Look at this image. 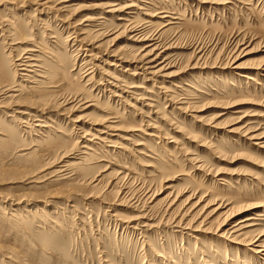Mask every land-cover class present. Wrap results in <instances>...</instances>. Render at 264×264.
Instances as JSON below:
<instances>
[{"label": "rangeland", "instance_id": "1", "mask_svg": "<svg viewBox=\"0 0 264 264\" xmlns=\"http://www.w3.org/2000/svg\"><path fill=\"white\" fill-rule=\"evenodd\" d=\"M48 1L47 6L39 8L36 2L29 0H0V29L5 30L3 34L0 31L3 60H17L27 46L33 48L30 44H34L36 52L33 54L41 67L37 75L45 70L50 72L47 80L24 71H18L14 79L11 77L8 82L16 81L24 88L16 87L14 90L18 91L12 92L15 96L21 93L15 101L22 105L5 101L0 108V128L14 131L12 117L18 116L15 112L28 110L33 115L25 119L30 129L34 120L41 119L42 125H46L45 133L48 129L53 131L48 134L49 140L42 143L32 141L38 140L37 135L21 134L20 143L32 148L26 151L31 153L26 161L12 154L18 145L14 142L0 157V198L42 193L37 203L29 196L25 209L30 215L39 209L45 216L43 218V213L38 211L37 217H30L25 224V234L21 226L0 218V264H171L153 259L149 246L159 251L166 249L177 264H193L194 260L201 264L199 253L192 259L186 253L187 250L193 253L197 245L190 235H197L207 249L213 242H221L203 231L206 224H212L211 229H214L222 221V211L212 212L216 205L211 198L232 203H260L262 207L244 215L264 214V150L228 132L245 123L264 131V0H206L205 3L200 0ZM70 4L74 5L73 9L62 10L61 7ZM110 7L118 11L109 12ZM87 16L97 19L92 30L99 28L101 34L94 40H90L92 35L79 41L77 29L81 26L89 29L84 23ZM161 16L165 18L160 19ZM119 17L126 21H118ZM12 21L18 30L28 35L26 39H19V34L12 32ZM6 24L8 26L4 27ZM130 26L143 30L148 37L158 36L160 45L170 46L154 63L168 64L166 70L163 68L158 73L162 78L146 80L139 71L137 76L130 75L136 63L126 57L137 53L146 43L136 44L127 39ZM165 29L166 33L157 34ZM115 31L121 34L112 42L110 39L117 33ZM112 33L114 35H110ZM107 35L110 37H105ZM98 42L100 48L97 50ZM88 44H95L94 48ZM237 49H243L235 63L239 64V69L230 64ZM84 50H93L96 59L90 60L89 52ZM55 58L60 62L50 69ZM65 69L66 73L62 71ZM23 72L33 79L21 78ZM242 74L252 80L241 77ZM106 81L115 87L107 85ZM129 85L135 87L130 89ZM26 87H39L36 90L39 92ZM149 98L152 102H148ZM74 99H83L79 104L87 101L89 108L71 110L73 104L68 103ZM60 101L65 102L64 105ZM180 101L188 104L185 109L179 105ZM78 117L82 125L86 121L82 128L89 135L92 131H88L87 123L91 120L103 118L114 127L106 130L112 136L106 139L112 143V149L100 148L85 163L91 165V175H100L97 177L99 184L95 188L79 186L76 179L80 177H73L74 180L68 178L54 183L45 181L46 184L35 192L33 186L27 189L15 183L27 171L30 172L27 177L33 178L40 167L52 157L58 158L59 153L65 151L70 158L69 153L79 149V142L84 139H79L74 126L81 125L74 123ZM217 122L219 126L213 128ZM151 131L156 137L147 136ZM2 140L0 136V142ZM208 147L220 150L221 154H212ZM192 160L203 163L210 173L196 170ZM120 173L123 179L116 180ZM221 180L227 184L222 185ZM141 185L145 186L140 189ZM164 186L169 189L163 190ZM148 189L157 194L158 206L150 213L151 219L148 218L153 228L149 232L139 228L132 230L136 216L149 206L143 199ZM175 197L174 214H184L185 218L197 223L203 220L198 231L180 229V233L178 228L165 223L169 211L163 201ZM136 198L141 202L138 209L130 206L139 201ZM120 199L124 203L118 204ZM21 208L24 206L14 209ZM38 218L46 225L38 224ZM263 218L258 222L257 231H264ZM38 226L41 228L39 238L30 232ZM40 239L44 243L42 247ZM219 250L224 264H231L224 257V249L219 247ZM247 254L242 261H248ZM6 257L13 261L7 262ZM238 264L241 263L238 261Z\"/></svg>", "mask_w": 264, "mask_h": 264}, {"label": "bare ground", "instance_id": "2", "mask_svg": "<svg viewBox=\"0 0 264 264\" xmlns=\"http://www.w3.org/2000/svg\"><path fill=\"white\" fill-rule=\"evenodd\" d=\"M29 1L30 2L31 1L36 2L35 4H37L39 6V8H41V7L44 8V6H47L48 2H49L48 0H29ZM67 1H69V0H63L62 2H60V1L59 2L60 3H66ZM200 1H202V3L206 2V0H200ZM27 3H29V2H27ZM74 5L70 4V5L66 6V7H64L65 6L64 5L61 8H62V10L64 8H65L64 10L70 9V8L73 9ZM128 7H131V6H128ZM128 7L126 9H128ZM110 8L111 9L109 10V12L118 11V9H116L115 7H110ZM123 8H124V6H123ZM59 10H60V8H59ZM159 18L160 19H164L165 17L161 16ZM117 19H118V21H126L125 18H124L125 20L123 18H120V17L117 18ZM4 22H5V20H4ZM94 22H98L97 19L89 18V17L88 18H84V23H87L86 27L89 28V29H85V26H81L79 29H77L78 33H79V36H78L77 39L79 41H84L85 38H87L89 36H92V35H94V37H93V39H90V40H94L95 38L100 36L101 33H100L99 28L96 29V30H92V29L95 28L92 25ZM8 24H6L4 27H7ZM11 27H12L11 28L12 32H16V33L19 34V36H20L19 39H22V38L26 39L25 37L26 36L28 37V35H24V32H23L22 29L18 30L19 28L17 29L15 27V23L14 22L11 24ZM96 27H97V25H96ZM0 31L2 32V34L5 33L4 32L5 30H3V29H0ZM115 32H117V33H115ZM115 32H114L115 36H113L110 39V41H112V40L114 41L121 34V33H118V31H115ZM107 33H104V34H107ZM114 33H112L110 35H114ZM164 33H166V29L165 30H159V32H157V34L160 35V36L162 34H164ZM110 35H107L105 37L109 38ZM128 35H129V37L127 39L130 40L131 42L136 43V44L137 43H141V42H146L145 45L143 46V48H141L137 53L132 52V54H131L132 56H127L126 57V58L131 59V63H136L135 67L133 68L132 74H130V75L133 76V77L137 76L139 74V73H137V71H139L140 74H142L144 79H146V80L155 79V78H158V77L162 78V76H159L158 73L161 71V69H163V68L165 69V67L168 64L165 63V62H160L157 65H154V63L157 61V58L160 55L164 54L165 51L169 49L170 46H164V44L160 45L158 43V36L156 37V36H153V34H152V36L148 37L147 34H145L143 32V30H140V29L137 30L133 26L132 27L130 26ZM2 41H0V42H2ZM96 44H98V45L95 46V49L98 50L100 48V43L98 42ZM30 45L33 46V48H28V46H27V48L24 51L21 50L22 52H21L19 58L17 60H15V61L14 60H7V59L3 60V57L0 55V108L4 107L3 105H5V103H6L5 101H7V100H9L7 102V104L8 103H10V104L13 103L15 106L22 105L20 103L18 104V102H19L18 100L15 101V99L17 97H19L21 93H18V95L15 96L12 92L18 91V90H14L16 87L21 88V89H24V88L21 87L16 81L15 82H13V81L12 82H8L10 79H12V78L14 79L13 76L16 75L15 77H17L18 71H24L26 73L33 74V75H35L37 77L42 78L43 80H47L48 74H50L49 71L47 73V70H45L43 72H40L39 75H37V70L41 69V67L39 66V62L40 61L37 58V56L33 54V52H36V49H34L36 47L34 46V44H30ZM89 45L90 44H88L87 46H89ZM94 45L89 46V47L90 48H94ZM9 46H10V44L8 45V48H9ZM31 46H29V47H31ZM1 49H3V47ZM8 50L10 51L11 49L9 48ZM84 51H88L89 52L88 54H90L89 55L90 60H95L96 59L95 58V54L93 53V50H84ZM242 52H243V49L241 51H239V49H237L236 55L233 56V59L230 62L231 65H234L236 63V61L239 58V55ZM9 53H11V52H9ZM53 55H55V54H53ZM6 56H8V55L6 54ZM55 59L53 60L54 63H50V65H51L50 69H53L55 67V65L58 66V63L60 61L57 60L58 59L57 58L56 59L57 62H56ZM161 63H165V65L160 67L159 69H156L158 66H160ZM234 66L237 69L239 67V64H237V65L235 64ZM19 67H21V68H19ZM62 69H63V67H62ZM66 70L67 69L62 70V71H64L66 73ZM91 70H92V68H91ZM24 72L22 73L23 75L20 73L21 74V78H23L25 80L33 79L28 74L24 75ZM240 76L245 78V79H247V80H252V78L250 76L246 75V74H242ZM107 77H109L113 81L121 82V80H117L116 78H112L110 76H107ZM113 77H115V75H113ZM19 78H20V76H19ZM106 84L110 85L111 87H115L112 84L108 83V81H106ZM134 87L135 86H130V85L128 86V88H130V89H133ZM25 89H27V90L34 89L36 91V90H39V87H34V88H27L26 87ZM36 92H39V91H36ZM112 96L113 97H118L116 94H112ZM67 98H68V96H67ZM82 100L77 101V99H74V100H72V102L68 103V101H67L66 103H68L69 105L73 104L71 106V110L84 111L87 108H89V105L87 106V104H86L87 101L82 103V104H79ZM140 100H141V98H140ZM147 100H148V102L149 101L152 102L150 98L147 99ZM75 102H77V103L75 104ZM63 103H65V102H63ZM63 103H61V101H60V104H63ZM60 104H58V105H60ZM144 104H145V101H144ZM147 104H148L147 106L149 108L152 107L151 103H147ZM179 105L184 108V106H186L188 104L186 103V101H180ZM15 113L18 114V116L12 117V120L15 121L13 123V124H15V127H16L15 130L14 131H8L5 127L3 129L0 128V136L3 137V139H4V140H2L0 142V150H1L0 157L1 156L3 157L6 154V150L9 149L8 146L12 142H14V143H16L18 145H17V147H15V152L13 151L12 154L14 155V157L19 158L20 161H26L29 157H31V153H26V151L29 150V149H32V148H29L28 147L29 145L27 146L25 144L23 145V144L20 143V141L18 139H19V137H21V134H23V135H25V134L26 135H29V134L37 135L36 137L38 138V140H32V141L34 143H38V142L41 141V143H42V142H45V141L49 140L48 139L49 138L48 134H50V133L53 134V131H52V129H48V131L46 132L47 133V135H46L45 130H43V128H46V125H44V124L42 125V123H44V122L40 121L41 119L34 120L33 122H35V123L39 122V124L32 123L33 128L30 129L29 126L26 125L27 123L25 122V119H29V117H31L33 115L28 110H26V111H17ZM32 118H35V117H32ZM102 119L91 120L90 123H87V125L89 126L88 131H92L91 135H89V133L86 132L87 130H84L82 128V126L85 125L84 123L86 121H83V125H82L81 117L76 118V120H74V123H76V124L81 123V125H74L75 129H77L76 131L79 132V136H80L79 139H84L83 141L79 142L80 143L79 149L75 153H73V152L69 153L70 158L66 155L65 151L59 153L58 154L59 155L58 158L56 156H54L50 160H48L47 163L45 165H43L42 167H40L42 165L41 164L39 166L40 168L38 167L39 168L38 169L39 172L37 174L33 175L34 176V177L32 176L33 178H31V175L27 177L26 174L30 173L29 171H27L25 174H23L22 176L17 178L18 182H15V183H18L19 185L22 184V186L24 188H27V189L29 187L33 186V187H35L34 191L37 192V190L41 186L46 184L45 181H47V183H54V182L63 181V180L68 179V178L72 179L73 177H80L79 180L76 179L77 185L84 186V187L90 186L91 188H95V186H97L99 184V182H100L97 179V177L98 176L100 177V175L99 174H95V173L91 175L92 171L89 172V170L92 167H90L91 166L90 164L88 166L85 163L88 160H90V158L93 157V154H95V151H100V148L102 149V147H104V148H108L109 147L110 149H112L111 147H113L112 143L110 141L107 142L106 139H107V137L108 138L112 137L111 135H109V132H107V131L112 130V128H114V127L111 125V123H109L108 120H102ZM239 119H241V117ZM202 120H203V118L201 119V121ZM208 121L209 120H207V122ZM209 123H210V121L208 122V124ZM214 124L215 125L212 126V127L217 129V127L219 126V123L217 122V124L216 123H214ZM231 124L233 126V122ZM251 125L252 124H250V123H245V124H243L241 126H238V127H235V128L233 127L234 129H231L228 132L231 133V134H237V135L243 137V139L248 141L249 144L255 146L257 149H263L264 150V131L260 132V130L259 131L256 130L257 128L255 129V128L251 127ZM50 127H52V126H50ZM27 129H29V130H27ZM75 129H71V130H75ZM54 131L56 133H58L56 130H54ZM152 133H154V131H151L150 133H147V136L156 137V136H153L154 134H152ZM54 135L56 136L55 133H54ZM88 137H90L91 139L90 138L87 139ZM105 145H108V146H105ZM211 147H208V148H210L209 150L211 151L212 154H214L216 156L221 154L220 150L219 151L217 149L213 150ZM2 150H4L3 151L4 153L2 152ZM107 153H109V152H107ZM189 158H191V157H189ZM192 162H194V167L196 168V170H199V171H205L206 170L205 167L203 166V163L197 162V161L195 162L194 160H192ZM190 163H191V160H190ZM206 173H210V170H206ZM122 175L123 174L120 173V175H118L117 178H115V179L116 180L123 179L124 175L123 176ZM125 176H126V174H125ZM87 177H89V178H87ZM74 179H72V180H74ZM125 179H127V178H125ZM131 180H133V179H131ZM166 183H167V181H166ZM220 183H222V185L227 184L226 181H224V180H221ZM142 186L143 185H141L139 188L142 189L141 188ZM164 187H163V190L169 189V187H165V188ZM159 188H160V186H159ZM30 189H32V188H30ZM41 194L42 193H37L36 196H35L34 193H32L30 195L28 193H24V194H21L19 196L17 194L16 195L17 197L14 196V195H5L4 198H0V218H1V220L3 219L4 221H6V222H8L9 224H12V225L21 226L22 227L21 230H23V232L25 234V232H26L24 230L26 228L25 224H27V221L30 219V217H32L33 219L35 217H37V215L35 213L39 211V209L38 210H33V215H30V213L27 211V209H25L26 208L25 206H27L26 202H28V197L32 196L33 197L32 199H34L36 201L35 203H37L39 200H36V199L39 196H41ZM194 195L195 194H192V195L190 194V196H194ZM156 196H157L156 191H152V190H149V189L146 191L145 195L143 196V199L145 200V202L148 201L147 204H149V206L144 211H142L141 213L138 211L139 214L136 216L137 218H135V220H134V221H137V222H136L135 226H133V227L131 226L132 230L133 229L137 230L139 228V229H144L145 231L149 232V230L153 228V226H152V224H150V222H149L150 220H148V218L151 217L150 213L153 212V210H155L156 206H158V202H155ZM90 197H92V196L90 195ZM132 197H130V198H132ZM167 197L168 196H165V198H167ZM136 199H138V198H136ZM175 199H176V197L174 199L171 198V199H169L167 201H163V202H166V205L164 204L166 206L165 207L166 211H169L168 216L164 219L165 223H167L168 225H171L172 228H175V229L178 228L179 230L181 229L183 231L184 230H187V231L191 230L193 232L194 231H198V229L201 228L200 225H203L202 224L203 220H201L200 222L197 223V222H193L192 219L185 218L183 216L184 214H181V213L180 214H174V211H176V210H175V208H173V205H174V202L177 201ZM200 199H198V201ZM211 199L215 203L213 205H216L215 209L212 210V212L219 213L220 211H222V213L220 214L222 221L214 229H211L212 228V224L211 225H209V224L205 225V223H204V225L207 226V227L203 228V231H206V233L208 235L209 234L211 236L213 235L215 238L219 239V241L221 240V242H223V244L221 242H220L221 243L220 244L218 241L217 242H213V245L212 246L210 245L211 246L210 249H207V246H206L205 242L204 241H200V239L198 238L197 235H190L189 238L194 240V242L197 243V245L195 247V250H193V253H191L192 255L190 254L189 250H187L186 254L189 257V259H190V257H191V259L195 258L196 253L197 254L199 253V256H200L199 260H201V262H200L201 264H224V262L222 261V259H223L222 252H220V250H219V247H221L226 252L225 255H224L225 259H227V261L230 262L231 264H238V261L241 264H262L261 262L264 263V231H261V230L257 231L258 230L257 229L258 222L261 220L262 217H264V214L261 213V214H257V215H254V214L244 215L245 213H248L249 211H251V210H253L255 208L262 207V204H260V203L259 204L250 203L249 201H242L240 203L239 202L237 203L236 201H235V203L234 202L233 203L232 202H225L222 199L217 198V197L215 199L216 201L213 198H211ZM122 200L123 199H120V201H118L119 202L118 204L124 203V202H122ZM138 200L139 201L136 200L134 203H131L130 206L132 208L136 207V209H138L139 204H141L140 199H138ZM210 201H208V202H210ZM217 202H220V204L217 203ZM261 203H263V202H261ZM1 204H3V206ZM195 204L196 203H194L193 205H195ZM206 204H208V203H206ZM15 206H17V207L24 206V208H21V210H18V209L15 210L14 209ZM263 209H264V207H263ZM135 211H137V210H135ZM39 213L42 214L43 212L39 211ZM263 213H264V210H263ZM25 214H28L27 215L28 217H26ZM41 214H38V216H40ZM164 214H166V213L164 212ZM42 216H43V218H45L44 213L42 214ZM38 220H39V222H37L38 224L46 225V222H44L43 220H41L39 218H38ZM161 221L163 222V220H161ZM37 228L36 229H32V230L30 229V232H32L33 236H36V237L39 238L40 237V234H39L40 230L39 229H41V228L39 226ZM27 229H29V228H27ZM181 230H180V233H182ZM209 239H208V241H209ZM205 240H206V238H205ZM208 243L212 244L211 242H208ZM39 246L40 247L44 246V243H43L42 239L39 240ZM197 246H199V248ZM163 247L164 246H162V248ZM162 250H164V249H162ZM162 250L159 251L157 248H154L153 246H149V250L148 251H149V254H151V257L153 259L157 260V261H161V262H164V263L169 262L171 264H177L178 263L174 259H172V256H171V254L169 252L165 251L166 249L164 251H162ZM247 253H249L248 261H246V260L242 261L243 256L246 255ZM233 254H236V257ZM8 261L11 262V261H13V259L7 258V262ZM104 262H106V261L104 260ZM150 262H152V261H150ZM166 264H168V263H166ZM193 264H196V260L193 261Z\"/></svg>", "mask_w": 264, "mask_h": 264}]
</instances>
